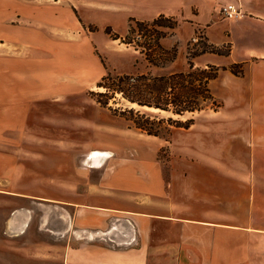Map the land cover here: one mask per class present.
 <instances>
[{
    "label": "crops",
    "instance_id": "obj_1",
    "mask_svg": "<svg viewBox=\"0 0 264 264\" xmlns=\"http://www.w3.org/2000/svg\"><path fill=\"white\" fill-rule=\"evenodd\" d=\"M88 1L0 0V22H23L27 34L22 55L0 58L2 192L72 207L60 215L72 238L60 264H264V0H163L129 16L216 14L223 3L245 14L220 21L217 40L207 30L217 20L205 23L208 41L230 43V53L198 56L203 66L241 62L243 74L220 70L210 83L223 86L212 93L222 106L167 137L87 98L104 67L90 14L108 7ZM24 66L28 83L16 74ZM31 220L32 209L19 207L5 225L19 235Z\"/></svg>",
    "mask_w": 264,
    "mask_h": 264
},
{
    "label": "rangeland",
    "instance_id": "obj_2",
    "mask_svg": "<svg viewBox=\"0 0 264 264\" xmlns=\"http://www.w3.org/2000/svg\"><path fill=\"white\" fill-rule=\"evenodd\" d=\"M98 1H105L108 7L103 11L91 12L90 17L96 25H89L90 31L94 32L96 41H101L103 49L99 51L103 69L100 72H96L87 83V98H89V90H102L96 88V83L100 80L101 76L107 72L116 74H149L151 76L168 75L175 72L186 71L187 65V52L188 45L195 41V37H206L205 23L208 24L213 20H217L207 27L208 33L212 39L220 38V29L222 26L221 22H229L230 19L225 18L221 15V6L227 4L223 3L219 6L217 13H211L198 11L197 7H192L189 16L184 14H178V18L175 20L177 25L174 30L160 27L159 29L166 32L165 37L160 40L163 46L170 49L172 46L177 47L176 56L173 60L164 61L160 59L159 50H152L154 57L159 59L158 65H152L146 61L144 55L138 50H135L133 46L123 45L119 39L113 40L106 34L105 29L110 27L111 32L123 37L126 34L127 27L129 24V16H142L146 9L158 7L163 0H89L90 5L98 6ZM76 6H81L86 3V0H73ZM94 3V4H93ZM216 15V16H215ZM170 16V15H165ZM215 16V18H213ZM245 16V14L243 15ZM78 19L82 21L81 16ZM136 18V17H135ZM243 18V17H242ZM152 19L147 20L150 22ZM199 23L197 24L195 21ZM146 21V20H145ZM207 21V22H205ZM10 23V22H9ZM165 23V22H164ZM165 24H168L166 22ZM179 26V29H178ZM153 26H147L146 31L153 32ZM176 31H180L182 39H179L176 35ZM12 33L18 38L16 41L17 46L9 45L7 43L6 36H13ZM25 32L24 23L18 22L15 24H5L0 22V58L13 57L16 54L22 55L25 52V42L27 38ZM146 38L145 40H147ZM138 40H144L139 38ZM1 42L3 44H1ZM191 47V45H189ZM199 49V48H198ZM196 50V49H195ZM200 56V55H199ZM206 57H194L192 61L195 66L202 67ZM20 67V65H19ZM228 70V69H226ZM18 79L28 83L26 80L29 70L26 66L19 71ZM219 81L215 80L210 84L212 93L215 92V87ZM219 89L223 86L218 83ZM89 96V97H88ZM91 98V97H90ZM116 103L114 106L126 107L127 103L120 98V95L116 96ZM93 99V98H91ZM94 100V99H93ZM92 101V100H90ZM93 102V101H92ZM113 101H110L112 103ZM94 104L99 105L94 100ZM113 104V103H112ZM100 106V105H99ZM134 106V105H133ZM102 107V106H101ZM108 109L107 107H104ZM141 112L156 114L159 118H167L171 114L166 111L154 110L148 108H139ZM112 116H119L123 119L124 117L115 114L109 110ZM211 110L209 108L199 112H187L182 116L173 115L174 119L183 120L186 118L194 117L205 118L211 116ZM126 120V119H125ZM128 125L129 121L126 120ZM130 126V125H129ZM171 127L167 126L165 122H160L157 128L160 130L164 137H167ZM168 128V131H167ZM162 155V152H160ZM3 190H7L6 186L0 185V264H60L61 255H63L66 249V244L71 243L72 238L67 236L66 227L64 221L60 218L64 212L71 213L72 207L70 206H56L55 204L48 203H31L28 204L24 200H12L8 195L3 193ZM27 202V203H26ZM29 207L32 209V220L30 226L26 229L25 233L14 235L10 229L6 228V219L9 213L15 208ZM46 220V221H45ZM58 232V234H54ZM62 234V235H60ZM66 234V235H64ZM31 245V246H28Z\"/></svg>",
    "mask_w": 264,
    "mask_h": 264
},
{
    "label": "trees",
    "instance_id": "obj_3",
    "mask_svg": "<svg viewBox=\"0 0 264 264\" xmlns=\"http://www.w3.org/2000/svg\"><path fill=\"white\" fill-rule=\"evenodd\" d=\"M168 22V24H165ZM177 22L173 16L160 14L150 22L129 18L126 34L121 37L112 33L110 27L105 29L111 39H119L121 43L133 46L144 55L146 61L152 65H158L159 59L154 57L152 50H159L160 59L173 60L176 56L177 47L167 49L160 42L166 32L160 27L174 30ZM147 26H153V32H145ZM143 38L144 40H138ZM148 38L147 40H145ZM196 40L188 45L186 71L171 73L168 75L151 76L149 74H116L107 72L101 76L96 83V88L102 90H89V96L102 107H107L115 114L124 117L129 121L130 127L139 131L159 137L165 135L160 132L157 125L165 122L167 126L187 128L192 119H174L173 115L182 116L187 112H199L204 109L218 110L222 103L212 94L209 83L215 79L222 69H228L235 76L243 74V63H232L227 67H220L214 64L195 66L192 59L204 53L217 55H228L230 43L215 45L205 37H195ZM199 48V49H198ZM196 49V50H195ZM120 95L126 103V107L114 106L116 96ZM110 101H113L110 103ZM134 105V106H133ZM139 108L158 109L169 112L167 118H159L156 114L141 112ZM168 131V128H167Z\"/></svg>",
    "mask_w": 264,
    "mask_h": 264
},
{
    "label": "built area",
    "instance_id": "obj_4",
    "mask_svg": "<svg viewBox=\"0 0 264 264\" xmlns=\"http://www.w3.org/2000/svg\"><path fill=\"white\" fill-rule=\"evenodd\" d=\"M220 12L223 17L231 20L240 18L244 15L240 5L234 3H227L221 6Z\"/></svg>",
    "mask_w": 264,
    "mask_h": 264
}]
</instances>
